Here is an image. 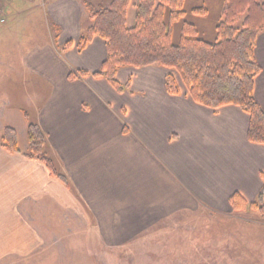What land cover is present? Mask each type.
Instances as JSON below:
<instances>
[{"label":"crops","instance_id":"obj_1","mask_svg":"<svg viewBox=\"0 0 264 264\" xmlns=\"http://www.w3.org/2000/svg\"><path fill=\"white\" fill-rule=\"evenodd\" d=\"M42 1L49 9L37 19L51 20L59 35L40 44L28 41L22 63L6 65L9 73L17 66L37 77L31 86L45 93L38 96L34 117L11 102L0 107V264L27 263L67 235L80 246L119 249L177 215L202 208L232 212L234 193L247 203L256 201L264 145L248 141L244 111L195 103L183 84L178 94H169L165 77L171 71L158 65L120 67L116 78L124 90L117 92L103 77L91 75L106 59V42L95 36L77 47L83 18L89 19L83 1ZM221 4L213 21L189 22L205 42L216 39ZM18 13L10 20L24 17ZM129 14L130 7L127 24ZM91 25L90 20L85 31ZM254 58L260 73L253 94L264 110V31L256 39ZM71 70L88 75L69 80ZM25 113L45 134V152L69 187L43 162L26 157ZM5 126L17 133V153L2 146Z\"/></svg>","mask_w":264,"mask_h":264},{"label":"trees","instance_id":"obj_2","mask_svg":"<svg viewBox=\"0 0 264 264\" xmlns=\"http://www.w3.org/2000/svg\"><path fill=\"white\" fill-rule=\"evenodd\" d=\"M185 0H137L132 27L127 26V14L131 0H111L108 7L93 9L85 4L92 25L82 34L78 49H82L95 36L106 42L107 55L100 70L91 73L103 77L117 92L124 86L117 80L120 67L141 68L158 65L177 73L190 98L200 105L217 109L235 105L249 116L247 139L264 145V110L255 100L253 89L260 67L254 58L258 35L264 31V1L223 0L221 17L216 26V39L208 43L199 38L191 23L183 21L180 37L172 41L174 24L183 20ZM191 13L206 16L205 7ZM243 16L240 27L235 20ZM67 46L70 43L66 44ZM87 76L85 71L71 70L68 79ZM169 94L179 93L176 79L169 73L165 77ZM27 125V158L43 162L49 173L66 187L67 178L60 174L45 152L46 137L38 124ZM2 146L17 153V133L5 126ZM255 202L247 203L234 193L230 199L233 211L256 210L264 215V176Z\"/></svg>","mask_w":264,"mask_h":264},{"label":"rangeland","instance_id":"obj_3","mask_svg":"<svg viewBox=\"0 0 264 264\" xmlns=\"http://www.w3.org/2000/svg\"><path fill=\"white\" fill-rule=\"evenodd\" d=\"M82 1L95 9L107 7L111 0ZM218 1L223 2L186 0L183 20L173 26V43L179 40L183 21L195 22L198 18L213 21L217 16ZM257 1L262 3L264 0ZM43 3L42 0H3L5 13L10 18L8 28L0 25V107L11 102L14 108H22L30 117H34L38 96L44 95L45 88H40L36 82V86H31L37 77L23 74L16 65L15 72L9 73L6 65H11L9 60L14 64L22 63V49L28 41L40 44L44 38L56 40L59 35L51 20L37 19L49 9ZM131 4L128 27H132L136 13L135 0ZM194 7H205L208 14L205 17L194 15L191 13ZM29 8H33L34 13H30ZM17 11L24 17L11 21ZM242 20L243 16L238 17L234 26L240 27ZM89 24L90 19L83 18V34ZM171 74L180 86L182 82L177 73L171 71ZM33 119L30 120L35 121ZM263 221L253 210L217 214L202 208L169 218L159 224L158 229L141 234L131 244L119 249L99 251V248L80 246L78 241L71 242L67 235L58 242L59 245L42 248L24 264H264Z\"/></svg>","mask_w":264,"mask_h":264},{"label":"built area","instance_id":"obj_4","mask_svg":"<svg viewBox=\"0 0 264 264\" xmlns=\"http://www.w3.org/2000/svg\"><path fill=\"white\" fill-rule=\"evenodd\" d=\"M6 23V13L3 6V0H0V25H4Z\"/></svg>","mask_w":264,"mask_h":264}]
</instances>
